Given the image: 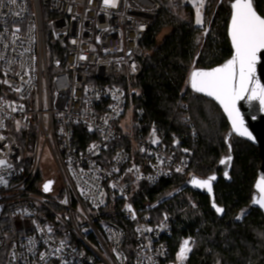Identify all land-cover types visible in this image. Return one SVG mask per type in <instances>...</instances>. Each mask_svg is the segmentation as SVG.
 Returning a JSON list of instances; mask_svg holds the SVG:
<instances>
[{"label": "built area", "instance_id": "built-area-1", "mask_svg": "<svg viewBox=\"0 0 264 264\" xmlns=\"http://www.w3.org/2000/svg\"><path fill=\"white\" fill-rule=\"evenodd\" d=\"M160 9L157 0H0L5 264H131L122 251L126 232L105 214L132 223V264H179L185 240L191 254L193 240L185 237L170 255L175 216L157 220L133 199L142 185L193 176V152L168 147L155 127L144 137L126 127L127 87L142 72ZM116 140H130L131 150L109 160L104 152Z\"/></svg>", "mask_w": 264, "mask_h": 264}, {"label": "trees", "instance_id": "trees-1", "mask_svg": "<svg viewBox=\"0 0 264 264\" xmlns=\"http://www.w3.org/2000/svg\"><path fill=\"white\" fill-rule=\"evenodd\" d=\"M157 1L161 9L144 44L142 72L127 87L126 127L142 137L155 127L165 145L194 153L189 173L202 179L215 172L222 176L224 166L219 165L228 155L226 136L230 126L220 108L194 94L188 81L193 64L197 69L208 70L231 57L228 24L229 3L233 0H225L218 6L210 27L215 1L213 6L205 7L202 26L195 24L192 6L178 3L172 8L165 6L163 0ZM254 1L258 13L264 17V0ZM79 131L80 139H88L86 133ZM230 143L233 149L231 170L227 176L220 177L214 188L215 201L224 209L223 213L213 210L209 196L190 190L153 208L182 189L187 174L163 179L152 187L142 185L134 193L136 206L157 220L164 214L177 218L170 241L172 258L176 257L182 238L190 237L193 250L187 264H264V215L251 207L261 166L259 150L235 136ZM131 147L130 140H116L104 154L110 160L121 149L131 150ZM116 205L121 207L122 202L116 200ZM149 206L152 209L146 211ZM104 217L126 232L122 251L132 264L137 244L132 223L122 214L117 217L105 214ZM8 232L7 223L0 219V264H5L10 243Z\"/></svg>", "mask_w": 264, "mask_h": 264}, {"label": "snow or ice", "instance_id": "snow-or-ice-1", "mask_svg": "<svg viewBox=\"0 0 264 264\" xmlns=\"http://www.w3.org/2000/svg\"><path fill=\"white\" fill-rule=\"evenodd\" d=\"M8 2L14 3L15 0H8ZM203 2L204 0H199V6L196 8L197 24L202 23L200 9L203 7ZM104 4L115 6V0H104ZM231 8L229 34L235 50L233 57L221 67L211 71H194L191 74L190 84L196 92L204 93L219 103L230 120L234 133L253 139L237 108V101L244 99L247 94L249 101L258 100L261 108L264 109V84L255 78L258 54L264 51V17L255 11L253 0H235L231 4ZM229 147L231 146L229 145ZM230 161L231 156L221 160V163H230ZM5 164V161L0 160V166ZM214 179V176L207 180L194 178L192 182L211 191L210 181ZM0 182H3L2 178H0ZM51 183L49 181L44 185L45 192L50 190ZM257 187L261 192H264V175L260 177ZM255 203L264 207V197L256 200ZM213 207L218 213L223 212V209L216 207L215 204ZM190 251L189 241L185 240L178 253V259H185Z\"/></svg>", "mask_w": 264, "mask_h": 264}, {"label": "water", "instance_id": "water-1", "mask_svg": "<svg viewBox=\"0 0 264 264\" xmlns=\"http://www.w3.org/2000/svg\"><path fill=\"white\" fill-rule=\"evenodd\" d=\"M234 2H235V0H233L231 3H229L230 9H231V14H232L231 4ZM253 7H254L255 11L257 12V14L260 15L257 11V7H256L254 0H253ZM230 24H231V17H230L229 24H228V37H229L231 47H232V51H233L231 57L229 59H227L225 62H223L222 64H220L214 68L208 69V70L197 69V68L193 69L192 72L189 74L188 87L194 94L202 96V97L214 102L220 108L223 115L225 116V118H226V120L230 126V130L226 136V142H227V146H228V157L231 156V161H230V163H228V166L226 168H225L226 163H223V164L220 163L219 167L224 166V173L222 176H219L217 174V172H215L214 174L209 176V177H213V176L215 177L214 180L210 181L211 191H209L208 188H206V187L197 186V185L193 184V182H192L194 178L198 179V180H207L209 177L202 179V178H199V177L193 175L188 179L187 184L182 189H180L179 191L168 196L167 198H165L164 200L159 202L157 205H155V207L165 203L171 197H173L174 195H177L178 193H181L185 190H190V191L195 192V193H199V194L209 196L210 200H211L212 208L214 211H216V208L213 207V204H215L216 207H219V206L217 205V203L215 201V189L214 188H215V185L218 183L220 177L227 176L229 171L231 170V165H232V161H233V149H232V145L230 143V139L232 136H235L238 139H241V140H244V141L250 143L251 145L255 146L259 150V155L261 158V166L258 170V176H257V180H256V183L254 186V192L255 193L253 196V201L251 203V207L258 209L264 215V207H261L259 204L255 203L256 200L264 197V192H261V190L257 187L260 177L262 175H264V109L261 108L258 100L249 101L247 98V94L245 95L244 99L237 101V108L239 109L241 116L243 117V119L245 121L246 127L248 128L249 132H251L253 139H248L247 137H241V136H239L233 132L232 127H231V122L228 119L226 113L223 111V108L219 105V103L216 102L213 98L206 96L204 93L196 92L195 90L192 89L191 84H190L191 74L194 71H211L215 68L221 67L222 65H224L228 60H230L233 57L235 50L233 48V45L231 42V37L229 34ZM255 78L261 84H264V51H262L261 53L258 54V62L256 64ZM229 145L231 147H229ZM225 159H226V157L223 160H225ZM225 173H227V175H225ZM50 187H51V185H50ZM49 191H47V192H49ZM219 208H221V207H219ZM223 212H224V209H223ZM218 214H221V213H218Z\"/></svg>", "mask_w": 264, "mask_h": 264}, {"label": "rangeland", "instance_id": "rangeland-1", "mask_svg": "<svg viewBox=\"0 0 264 264\" xmlns=\"http://www.w3.org/2000/svg\"><path fill=\"white\" fill-rule=\"evenodd\" d=\"M213 1H215V5L213 6V5H211L212 4V2ZM225 0H204V2H203V7H201V9H200V12H201V18H202V23L201 24H197V22H196V20H197V15H196V8H197V6H199V1L198 0H192V6H193V8H194V11H195V24L197 25V26H202V25H204V22H205V19H204V9H205V7L206 6H213L212 7V12H211V14H210V18H211V20L209 21V24H208V26L210 25L211 26V22H212V18H213V15L215 14V12H216V9L218 8V6L222 3V2H224ZM162 3L164 4L165 3V6H168V7H172V8H174V7H176L175 5L176 4H178V3H181V0H163L162 1ZM210 4V5H209ZM177 10H178V8H177ZM209 26V27H210ZM204 34V33H203ZM192 66H194V68H195V64H193ZM191 66V67H192ZM226 158L228 157V155H226L225 156ZM228 166V163H226L225 164V168ZM177 192V191H176ZM191 199V198H190ZM192 202V201H191ZM190 202V203H191ZM192 205V207H194V205H193V202L191 203ZM187 259H188V255L186 256V258L185 259H183V260H180V259H178V258H176V262H179V264H187ZM174 263H175V260H174Z\"/></svg>", "mask_w": 264, "mask_h": 264}]
</instances>
